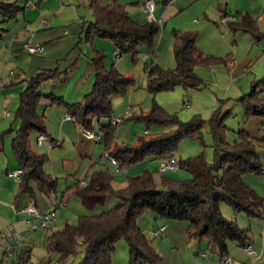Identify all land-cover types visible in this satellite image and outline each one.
<instances>
[{
    "label": "rangeland",
    "instance_id": "rangeland-1",
    "mask_svg": "<svg viewBox=\"0 0 264 264\" xmlns=\"http://www.w3.org/2000/svg\"><path fill=\"white\" fill-rule=\"evenodd\" d=\"M16 1L21 7H24L28 1L35 3V5L21 9L13 16L2 15L0 17V240L3 250H8L9 243L4 232L9 227H13L21 235V239L15 243L14 249L8 254L0 253V264H79L85 256L86 250V245L82 240H80L75 254L60 261L58 252L49 249L47 235L62 228L66 221L77 224L81 214L101 213L118 206L121 200L115 196H110L105 204L89 209L83 204L81 198L71 191L70 187H75L77 184L88 185L93 174L100 169L108 170L113 174L114 184L118 188L123 186L128 177L141 175L146 171L152 172L157 179L161 175H167L177 180H187L192 178L193 174L186 168L160 173L162 159L154 156L122 169L117 168L106 156L108 148L101 133V124L109 123L108 118L94 119V132L101 134L102 141L95 142L85 139L81 129H78L76 138H60L58 126L49 116L57 119L59 112L68 113L67 108L65 104L52 103L51 99L43 97L38 106V113L44 116L47 131L53 134L59 143H53V145L48 141L45 146H39L37 142L38 132L36 131L31 133L30 143L33 150L38 154H47L49 159L45 170L57 179L56 187L54 191L50 186L44 191L38 182L33 180L31 181L33 194L26 192L18 196L19 182L10 177L8 172L19 167L12 141L21 125L20 119L16 116L21 92L27 87L28 80L40 70L58 69L61 72L60 75L44 81L40 87L41 92L63 96L70 103L83 101L85 93L91 91L94 86L95 74L91 78L90 75L80 85L78 82L81 74L85 72L88 61L92 62L97 50L105 55L108 67L114 65L121 74L135 79V85L131 86L125 94L114 96L112 99L114 114L123 116V120L116 125V139L110 147H113L114 144L119 146L135 145L139 138L148 136L146 130H149L150 134H156L173 128L159 124L148 125L141 118L151 111L154 101L161 104L169 113L177 114L180 120L187 122L197 114L184 106V100L186 101L188 97L193 95L192 89L185 90L180 85L173 90L161 91L153 95L148 89L149 75L145 62L158 64L165 69L174 68L176 60L173 50V30H190L198 34V31L187 29V27L196 13L205 12L209 1L198 0L197 4L185 9L180 14L169 17L162 22L157 21L160 24V31L157 33L153 45H140L139 53L135 58L130 52L119 53L121 55L119 60L115 56L113 40L97 36L92 41L86 40L83 25L86 21L94 20L93 12L89 7V0ZM100 1L108 3L113 0ZM155 1L157 8L164 6V0ZM239 1L236 0L238 5L240 4ZM258 3L257 1L255 4L258 5ZM128 10L135 20L141 22L147 20L146 13L140 10L136 4H131ZM157 13L158 11L154 15L157 16ZM209 18L212 20L203 23L201 26L202 44L200 41L198 43L197 36V45L202 48L206 55L228 58L233 55L234 49L231 41L229 42L230 45L227 43L229 28L219 25L220 16L212 14ZM45 21L47 22L45 23ZM65 30H68L70 34L65 35ZM44 31H48V33H44ZM37 33L40 34L39 38L47 37V44L57 42L53 43L48 51L44 52L43 50L40 54H32L27 51L28 44H44V41H35ZM73 37H76L77 43H72L71 46ZM54 49H61V57L56 61V64L50 65L53 63L48 62V67L43 69L33 65L34 61L40 59L49 61L48 58H54L55 55L49 54V50ZM78 59H81L82 64L80 70L73 68L67 72V69ZM228 66L220 62L212 65H201L195 68V73L205 83L213 81L212 77L218 68L229 75L231 70L228 69ZM241 70L242 61L241 65L237 67L235 75ZM225 79L220 83L223 86L227 83ZM223 86L208 84L206 87L201 84V87L194 89V91L210 88L209 90L214 95H218L219 99L227 100L226 106H223V114L227 110L230 111L225 118V124L228 127L226 129L227 141L233 143L238 140L240 128H245L257 140H262L264 138V116L247 114L238 97L226 94ZM247 90V92L251 91V87L249 86ZM261 95L264 96V91ZM165 98L168 99L164 101ZM160 99L168 105L160 103ZM128 109L129 112L125 113ZM202 118L208 120L210 117L203 116ZM10 128L13 130L11 131ZM202 134L203 138L196 136L182 138L174 151V155L179 160H187L191 157L198 158L203 155L206 161L213 162L215 137L208 124L203 128ZM259 152L263 172L247 171L243 174V179L247 185L264 198V141L259 146ZM125 169L128 171L126 172ZM30 207L35 208L40 216L56 207V214H58L56 223L51 224L48 228L30 230L28 220L34 218L28 211ZM221 212L226 218L236 221L240 227L248 229L250 239L257 243L256 248L264 250V205L262 216H250L244 211L236 212L233 206L226 202L221 204ZM33 221L39 223L40 220L37 218ZM137 224L168 264H207L206 261L213 257L218 259V255L208 247L206 239L190 237L188 221L158 217L154 210L147 209L138 217ZM162 226H166L167 230L155 236L154 232ZM233 247L241 249L236 242L229 241V248ZM27 249H30V256L26 253ZM129 262L130 248L126 238L122 237L116 242L112 254V264H129Z\"/></svg>",
    "mask_w": 264,
    "mask_h": 264
},
{
    "label": "trees",
    "instance_id": "trees-1",
    "mask_svg": "<svg viewBox=\"0 0 264 264\" xmlns=\"http://www.w3.org/2000/svg\"><path fill=\"white\" fill-rule=\"evenodd\" d=\"M170 1L164 0L163 3L168 4ZM89 7L94 20L86 21L83 25L86 40L92 41L96 36L111 39L115 43V51L121 54L130 52L135 58L140 45H153L160 31V24L156 20H135L126 5L119 0L108 3L89 0ZM21 9L24 7L16 0H0V17L13 16ZM228 23L232 30L250 32L257 39L262 37L256 20L249 13L243 14L240 21ZM173 35L176 66L165 69L158 64L149 63L146 68L149 75L148 89L153 95L173 90L180 85L185 90L199 89L201 84L207 86L195 73L197 66L218 62L233 65L232 56L223 58L206 55L197 46V32L174 29ZM92 62L95 82L92 90L84 95L83 101L70 103L63 96L41 92L40 87L44 81L60 75L58 69L40 70L28 80L27 87L21 92L16 111L21 125L12 141L19 167L23 169L18 196L26 192L33 194V180L44 191L49 186L53 191L56 187L57 179L45 170L49 159L47 154H38L30 143L33 131L45 134L48 132L44 116L38 113L43 97H48L52 103L65 104L74 121L87 130H95V118H108L109 123L101 124V133L107 152L119 161L121 168L144 161L150 156L161 159L175 156L174 151L182 138H203L202 130L206 124L215 137V157L213 162L206 161L203 155L180 159V168H186L193 174L187 180H177L167 175H161L157 179L152 172L146 171L141 175L128 177L121 188H115L114 176L108 170H97L88 185L77 184L70 187L71 191L89 209L105 204L110 196L119 198L121 203L98 214H81L77 224L66 221L62 228L47 235L49 249L58 252L59 260L62 261L77 252L82 240L86 250L79 264H112L116 242L125 237L130 248L129 264H168L137 224L138 217L147 209L154 210L158 217L188 221L190 237L206 239L208 247L221 258L229 255V241L236 242L241 247L248 245V229L226 218L221 212V204L226 202L236 212L244 211L250 216L263 215L264 198L246 184L243 174L247 171H263L259 146L264 138L257 140L245 128H240L238 140L233 143L226 140L228 127L225 118L230 111L223 114V106L227 100L220 101V106L208 120L195 114L187 122L154 101L151 111L141 118L148 125L159 124L173 128L156 134L148 132V136L139 138L135 145L114 144L110 147L116 139V126L111 122L114 117L112 99L125 94L135 85V79L121 74L114 65L108 67L101 51L96 50ZM75 66L76 61L67 72ZM263 91L264 76L255 80L249 93L238 98L247 114L264 116ZM11 250H3V255ZM26 253L30 256V249Z\"/></svg>",
    "mask_w": 264,
    "mask_h": 264
},
{
    "label": "crops",
    "instance_id": "crops-1",
    "mask_svg": "<svg viewBox=\"0 0 264 264\" xmlns=\"http://www.w3.org/2000/svg\"><path fill=\"white\" fill-rule=\"evenodd\" d=\"M119 1L122 2L123 4H125L127 9L129 8V6H131V4H136L137 7L140 8V10L145 12V10L143 8V0H119ZM197 1L198 0H171L168 4H164V6L162 8H160L161 6L159 8H157V5H156L155 12L158 11V13H157L158 15L155 16L157 19V20L156 19L155 20L158 22H162L165 19H168L169 17H173L175 15H178L182 11H184L185 9L192 7L193 5L197 4ZM208 1H209V3H208L206 10H204L205 12L204 13H202V12L196 13L195 17L191 20L187 29L198 31V43L200 41V43L202 44V27H201L202 24L207 22V21H211L212 19H210L209 17H211L212 14H214L215 16H220L219 25L229 28L228 29L229 32L227 35V43L230 45L229 42L231 41V44L233 45V48H234L233 49V55H230L233 58V65L231 67L228 66V69L231 70V71H229L230 72L229 75H227L221 68H218L212 77L213 81H207L206 84L207 83L209 85L213 84V85H217L218 87H220V85H221V87H222L223 84H220V83L222 82V80H224L226 78L225 80H227V83L224 84V86H223V87H225L226 94H231L230 96L239 98L243 94L250 92V91L247 92L248 91L247 89L249 86L252 89V86H253L255 80L264 76V0H240L239 5L236 3V0H208ZM257 1L259 2L258 5L255 4ZM28 2H26V3H28ZM26 3L24 6V9L27 7ZM34 5H35V3H33V5L30 7H33ZM225 13H227L228 15L234 16L235 20H237V21L241 20V17L243 14L249 13L256 20L257 25H258V29H259L260 33L262 34V37L260 39H257L250 32L243 31L241 29L232 30L229 27V23L223 24L221 22V19ZM130 14H131V12H130ZM43 28H45V27H43ZM45 32L48 33V31H44V33ZM64 34L68 35V34H70V32L68 30H65ZM39 36H40V34H38V33L35 35V41H37V42L38 41H41V42L44 41V44H43L44 52L48 51V49H50V47H52V44L57 42V41H55V42H50L47 44L46 43L47 37L46 38L45 37L39 38ZM73 38H74V40L71 41V46H72V43L73 44H75V42L77 43V40H75L76 37H73ZM200 46L202 47V45H200ZM200 49L202 50V48H200ZM60 53H61V49L49 50L50 55H55L54 58L53 57L48 58L47 60H49V61H46V59H40L38 61H34L35 63H33V65H37L38 68L40 67V69H43L44 67L47 68L48 67L47 64H49L48 62L53 63L50 65H54V64H56V61L59 59V57H61ZM47 55H48V53H47ZM241 61H242V70L237 75H235L237 67H239L241 65ZM145 65L147 68L149 66V63L147 64V62H145ZM225 66H227V65H225ZM81 67H82L81 59L76 60V66L74 67V69L80 70ZM75 72H74V74H75ZM93 74H94L93 63L88 61L87 65H86L85 72L81 74V77L79 80L80 83L78 82V85H80L81 82H83L84 80H87L90 75H91L90 76V78H91L93 76ZM0 84H1V78H0ZM208 84H207V86H208ZM209 89H204L203 91H194V89H192L193 95H191V97H188L186 99V101L184 100V106L187 109L191 110V112H195V113L201 115L202 117L203 116L211 117L212 114L214 113V111L220 106V101L225 100V99H219L218 95H214ZM88 92H90V91H88ZM88 92H86L85 94H87ZM166 99H168V98H165V100L164 99L163 100L166 101ZM164 101H162V99H160L159 102L163 103L164 105H168ZM225 106H226V104H225ZM224 107H223V110H224ZM128 112H129V109L126 110L125 113H128ZM64 113H65V111H64ZM64 113L59 112L57 119L53 118V116H49L54 121L55 125L58 126L59 137L60 138H62V137H69V138L75 137L76 138L78 136V132H79L78 129H81L82 136L85 139H88L84 135V128L79 126L74 121V119L70 118V115L68 113L67 114L66 113L64 114ZM116 115L117 114H114V116H116ZM146 131H147L146 133L150 132L149 130H146ZM47 136H48V141H50L52 144L53 143L54 144L59 143V140L54 138L53 134H51L50 132H47ZM88 140H90V139H88ZM47 142L43 146H45L47 144ZM39 146H41V145H39ZM163 160L164 159H162V162H163ZM159 172H160V170H159ZM165 172H167V171H165ZM125 183L123 184V186L125 185ZM114 186H115V184H114ZM123 186H121V187H123ZM115 188H118V187L115 186ZM56 210H57V208H56ZM57 215L58 214H56V217H57ZM54 223H56V220L52 224H54ZM166 230H167V227H166L165 231ZM248 244H251L253 246V249L255 250L256 254L254 256H249L245 252L244 247H241V246H240L241 249H237L235 247L229 248V255L233 258L232 264H263L264 263V261H263L264 250L256 248L257 243L253 239H250ZM259 247H261V246H259ZM206 262H207V264H223V258H221L218 255V259L216 257H213V258L209 259V261H206Z\"/></svg>",
    "mask_w": 264,
    "mask_h": 264
},
{
    "label": "built area",
    "instance_id": "built-area-1",
    "mask_svg": "<svg viewBox=\"0 0 264 264\" xmlns=\"http://www.w3.org/2000/svg\"><path fill=\"white\" fill-rule=\"evenodd\" d=\"M32 2H28L27 6H32ZM143 8L146 12L147 19L149 20H155V8H156V2L155 0H143ZM235 17L232 15H224L221 19V22L223 24L228 23L230 21H234ZM47 21H45L46 23ZM44 50V47L42 44L36 43V44H28L27 45V51L32 53V54H40ZM115 56L116 59L119 60L121 55L119 54L118 51H115ZM70 118H72L70 116ZM73 119V118H72ZM123 120L122 116H114L112 118V124L117 125ZM84 135L95 142H99L102 140V136L99 133H95L94 131L84 129ZM48 141V136L45 133L38 132L37 133V142L39 145L43 146L46 142ZM106 156L108 159L111 160V162L117 166V168L122 169L119 165V161L111 156L108 152L106 153ZM180 168V162L179 159L176 156L169 157L167 159L163 160V163L160 168V172H165V171H172V170H177ZM127 172V170L125 169ZM23 174V169L22 168H17L13 171H9L8 175L12 178H14L17 182L21 181ZM28 211L31 213V215L34 217L30 220H28L30 224V230H38L40 228H48L55 220H56V208L54 207L51 209L48 213L44 214L43 216H40L37 210L33 207H30ZM39 218V223H35L33 220ZM166 226L160 227V229L156 230L154 232L155 236H158L161 232L165 231ZM4 235L8 239V250H11L12 245L18 242L21 239V235L18 234L13 227H9L7 230H5ZM245 252L250 255L254 256L256 254L255 250L253 249V246L251 244H248L244 247ZM0 253H3V247H2V241L0 240ZM204 256H207V254H204ZM233 258L228 255L225 258H223V264H232Z\"/></svg>",
    "mask_w": 264,
    "mask_h": 264
}]
</instances>
